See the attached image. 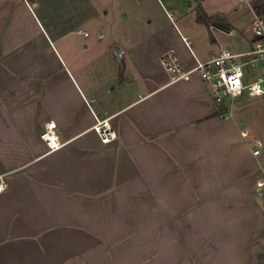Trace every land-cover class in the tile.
Wrapping results in <instances>:
<instances>
[{
	"label": "crops",
	"instance_id": "1",
	"mask_svg": "<svg viewBox=\"0 0 264 264\" xmlns=\"http://www.w3.org/2000/svg\"><path fill=\"white\" fill-rule=\"evenodd\" d=\"M251 1L0 0V264H264V122L161 63L247 49Z\"/></svg>",
	"mask_w": 264,
	"mask_h": 264
},
{
	"label": "built area",
	"instance_id": "2",
	"mask_svg": "<svg viewBox=\"0 0 264 264\" xmlns=\"http://www.w3.org/2000/svg\"><path fill=\"white\" fill-rule=\"evenodd\" d=\"M252 41L250 46L241 51L222 48L217 54L208 59L196 57L194 67H186L174 50L162 54L161 63L170 75L171 82L189 81L198 76L207 86L213 103L219 108L221 116L228 115L230 103L244 96L261 98L264 100V16L257 15L252 26ZM231 34L235 31L231 30ZM190 47L191 41L183 37ZM94 131L103 143H110L117 139L118 133L111 121L98 119ZM244 137H249L248 131H243ZM50 150L63 146L57 133L55 120L45 123L40 134ZM256 146L254 154L258 155L264 146V141L254 137ZM257 186L263 187L264 180H258ZM7 189L4 176H0V193Z\"/></svg>",
	"mask_w": 264,
	"mask_h": 264
},
{
	"label": "rangeland",
	"instance_id": "3",
	"mask_svg": "<svg viewBox=\"0 0 264 264\" xmlns=\"http://www.w3.org/2000/svg\"><path fill=\"white\" fill-rule=\"evenodd\" d=\"M253 1H251L252 4ZM245 6H240V12H238L239 22L241 24L248 25V35L252 37V26H253V14L249 8L248 3H244ZM264 16V15H262ZM120 29H118L119 31ZM233 39V38H231ZM235 39V38H234ZM257 106H261V111L259 114H256L254 111ZM230 110L228 111V115H232L238 119L243 120L248 124L249 128H257V126L261 122H264V100L260 98H251L249 96H244L239 98L236 101L230 103ZM263 120V121H262Z\"/></svg>",
	"mask_w": 264,
	"mask_h": 264
},
{
	"label": "trees",
	"instance_id": "4",
	"mask_svg": "<svg viewBox=\"0 0 264 264\" xmlns=\"http://www.w3.org/2000/svg\"><path fill=\"white\" fill-rule=\"evenodd\" d=\"M254 12L257 15H264V0H254L251 4ZM198 17L199 20L209 23L210 19L209 17L203 12V10L201 8L198 9Z\"/></svg>",
	"mask_w": 264,
	"mask_h": 264
},
{
	"label": "water",
	"instance_id": "5",
	"mask_svg": "<svg viewBox=\"0 0 264 264\" xmlns=\"http://www.w3.org/2000/svg\"><path fill=\"white\" fill-rule=\"evenodd\" d=\"M219 27H221V28H222V27H224V25H221V24H220V25H219Z\"/></svg>",
	"mask_w": 264,
	"mask_h": 264
}]
</instances>
